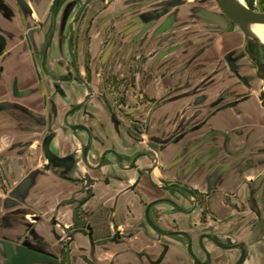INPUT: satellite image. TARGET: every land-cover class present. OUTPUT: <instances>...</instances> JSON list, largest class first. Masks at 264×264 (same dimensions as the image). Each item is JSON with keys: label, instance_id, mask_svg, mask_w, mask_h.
<instances>
[{"label": "crops", "instance_id": "obj_1", "mask_svg": "<svg viewBox=\"0 0 264 264\" xmlns=\"http://www.w3.org/2000/svg\"><path fill=\"white\" fill-rule=\"evenodd\" d=\"M74 1L59 0L41 63L53 0H0V264H63L53 231L65 226L71 264H264L258 97L242 103L250 113L234 122L232 104L216 102L227 81L202 85L184 57L153 63L167 48L158 38L186 32L172 8L151 16L142 47L141 17L122 25L110 7L81 17L88 0L74 20ZM188 46L165 53L187 54ZM47 140L66 162L47 159Z\"/></svg>", "mask_w": 264, "mask_h": 264}, {"label": "rangeland", "instance_id": "obj_2", "mask_svg": "<svg viewBox=\"0 0 264 264\" xmlns=\"http://www.w3.org/2000/svg\"><path fill=\"white\" fill-rule=\"evenodd\" d=\"M75 1L76 6L74 10H72L71 16L73 14L75 15L80 10L79 5L82 0ZM244 2L255 10L264 11V0H244ZM155 5H170L172 10L176 11L175 13L180 17L183 15L185 19L180 25L185 28L186 32L183 31L179 33L177 30V35L173 37L158 38L154 43H163L162 45H167V48L164 49L163 53L159 52L153 59V63L158 65L162 61V58L165 60L167 56L170 57L171 61L178 64L183 62L184 57L183 64H191L193 67L192 71L194 70L193 73L191 71L190 78H202V85L205 84V86H209L212 85L215 80L226 78L229 72L227 65H229L228 63H230V61L227 56L224 57L225 60H219V57L223 55L227 47L232 45L233 41H239L241 36L243 37L244 34L242 31L244 30L231 20L217 0H95L87 10L88 12L85 10L81 17H90L91 14L94 17L99 14L100 17L102 10L108 9L109 7L110 9H108V11L110 12V16L119 17L121 20L123 19L122 25H132L134 23L133 17H141L143 23L144 21L147 22L145 23L147 26L143 24L144 29H142L139 34L140 40H138V43L140 46L146 47L149 46V40H147V38H149L148 29L150 25H148V20L151 18L148 9L153 8ZM166 22L167 21H163L159 24L162 26ZM168 22L172 23L171 19L168 20ZM115 25L116 24L113 23L111 26V34L116 32ZM198 33H200V35H197ZM249 33V36H253L255 40H257L254 46L257 47L259 61L264 63V42L258 37L256 31H249ZM121 34L123 35V32ZM245 34L247 35L246 32ZM130 40L131 38H126L124 40L120 39V43L128 44ZM188 43V48H191L189 53L166 54L169 51V53L172 51L174 52L176 51V47H181ZM259 46L261 47L258 49ZM196 47H200L198 50L204 49L203 52L197 53L198 50H195L197 49ZM218 47L222 49L219 52H217V50H219ZM115 49L117 48L115 47ZM240 49L238 50L240 51ZM205 51L210 52L203 54ZM118 54V50H115V53H111V63L116 65L118 57H121V54ZM142 56L143 60L148 59L151 53ZM219 61H221V63H219ZM163 104V101L157 103L159 107ZM146 121H143V128L147 127Z\"/></svg>", "mask_w": 264, "mask_h": 264}, {"label": "flooded vegetation", "instance_id": "obj_3", "mask_svg": "<svg viewBox=\"0 0 264 264\" xmlns=\"http://www.w3.org/2000/svg\"><path fill=\"white\" fill-rule=\"evenodd\" d=\"M59 4V1H58ZM69 7H67V11L69 10ZM81 7V6H80ZM77 14V13H76ZM76 14L73 16L75 17ZM52 17V13H51ZM243 37L241 36V39L239 41H233L232 45L227 47V49L224 51L223 55L219 57V60L224 59L225 56L229 59L230 63L227 65V68L229 70V74L227 73L226 78H222V80L227 81L228 85L223 87V91L221 93V96H219L216 99V102L218 104H225L230 102L232 106L234 107V122L238 121H244V118L246 116V113L249 112L248 109H246V106H243L242 103L249 101L254 96H257L260 102L261 107L264 111V63L259 61L258 55H257V47L254 46V43H257L255 38L253 36L247 37L244 31ZM68 37H67V47L71 51L73 50V38H74V30H72V27L68 29ZM237 39V38H236ZM235 39V40H236ZM261 46L258 47V49ZM241 48V49H240ZM240 49V51L238 50ZM238 52V53H237ZM46 49L43 48L40 56L41 63H43V60L45 58ZM74 54V52H73ZM71 57V65L73 67L72 73L74 75H77L75 64H76V58L74 63V57ZM226 58V60H227ZM218 59V57H217ZM225 60V59H224ZM221 63V61H219ZM74 65V66H73ZM242 69V70H241ZM223 82V84L225 83ZM88 84V82H87ZM242 85V86H241ZM255 95L253 96V94ZM250 113V112H249ZM245 124L247 127H256L255 125H251V123H240ZM264 123H262L263 125ZM149 123H147L148 127ZM139 125H134V130L138 129ZM264 129V128H263ZM264 147V145H263ZM53 162V161H51ZM51 162H48L51 165ZM66 162L65 159H61L58 161V163ZM35 215V220H39L40 216ZM77 216V211L74 210V217ZM71 229L69 226H65L62 231L54 229L53 233L56 238L62 239L63 241V264H71L72 261V255H71ZM86 230L90 234H94V227L92 224L87 223L86 224ZM113 238H118L119 232L112 233Z\"/></svg>", "mask_w": 264, "mask_h": 264}, {"label": "water", "instance_id": "obj_4", "mask_svg": "<svg viewBox=\"0 0 264 264\" xmlns=\"http://www.w3.org/2000/svg\"><path fill=\"white\" fill-rule=\"evenodd\" d=\"M58 1L59 0H53L52 7H51V21H50V28L47 32V35L45 37L44 45L43 48L47 50V47L49 46V43L52 38L53 31L55 29V22H56V14H57V9H58ZM220 6L224 9V11L227 13V15L231 18V20L235 23H237L246 33L247 37L250 34L249 31L251 32V27L255 24L259 23H264V11H259L251 8L249 5L239 3L235 0H217ZM88 0L85 1L81 7L76 16L74 17V20L78 18V16L81 14L83 8L86 6ZM171 8L170 5H162L160 7H157L156 9L150 10L149 14L153 17L156 18L159 15L165 13ZM73 30V27H72ZM1 40V37H0ZM73 54V52H72ZM74 57V54H73ZM74 63H75V57ZM77 75H79L78 70H76ZM61 76H72L71 74L67 75H61ZM141 124V123H139ZM45 150H46V156L49 161H53L54 163H58L59 160L62 158L55 155L49 148V142L48 140L45 143ZM49 167V163L46 165ZM90 178H87V181L89 182ZM92 180V179H91ZM163 182H166V179H162ZM77 219V216L74 217ZM18 264V263H17Z\"/></svg>", "mask_w": 264, "mask_h": 264}, {"label": "bare ground", "instance_id": "obj_5", "mask_svg": "<svg viewBox=\"0 0 264 264\" xmlns=\"http://www.w3.org/2000/svg\"><path fill=\"white\" fill-rule=\"evenodd\" d=\"M239 3L245 4L244 0H235ZM251 31H256L258 37L264 42V23L255 24L251 27Z\"/></svg>", "mask_w": 264, "mask_h": 264}]
</instances>
